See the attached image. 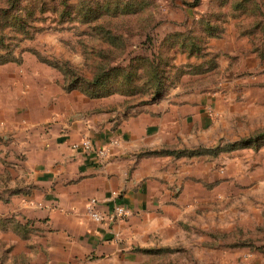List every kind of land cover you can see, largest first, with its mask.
I'll list each match as a JSON object with an SVG mask.
<instances>
[{
  "label": "rangeland",
  "instance_id": "1",
  "mask_svg": "<svg viewBox=\"0 0 264 264\" xmlns=\"http://www.w3.org/2000/svg\"><path fill=\"white\" fill-rule=\"evenodd\" d=\"M46 90L208 98V180L120 264H264V0H0V119Z\"/></svg>",
  "mask_w": 264,
  "mask_h": 264
},
{
  "label": "crops",
  "instance_id": "2",
  "mask_svg": "<svg viewBox=\"0 0 264 264\" xmlns=\"http://www.w3.org/2000/svg\"><path fill=\"white\" fill-rule=\"evenodd\" d=\"M46 91L19 117L0 119V172L9 174L0 180V264H120L132 245L173 225L187 189L208 180L202 154L173 153L209 143L208 98L122 110L109 98ZM82 137L107 146V158L74 150ZM91 197L102 212L123 204L130 214L94 222Z\"/></svg>",
  "mask_w": 264,
  "mask_h": 264
},
{
  "label": "built area",
  "instance_id": "3",
  "mask_svg": "<svg viewBox=\"0 0 264 264\" xmlns=\"http://www.w3.org/2000/svg\"><path fill=\"white\" fill-rule=\"evenodd\" d=\"M115 142V141H114ZM71 147L74 150L93 153L98 162H103L109 153L107 146H96L88 137H82L79 141L74 142ZM87 215L92 221L100 224L115 223L129 216V210L123 204H116L108 212H102L97 207V199L91 197L86 205Z\"/></svg>",
  "mask_w": 264,
  "mask_h": 264
},
{
  "label": "trees",
  "instance_id": "4",
  "mask_svg": "<svg viewBox=\"0 0 264 264\" xmlns=\"http://www.w3.org/2000/svg\"><path fill=\"white\" fill-rule=\"evenodd\" d=\"M166 152H168V151H164V153H166ZM211 152H214V151H211ZM173 153L175 155H177V156H179L181 154H187L189 156H193V155H200V154H203V153L206 154L207 151L202 152L201 150H189V151H182V152H180V151H173Z\"/></svg>",
  "mask_w": 264,
  "mask_h": 264
}]
</instances>
